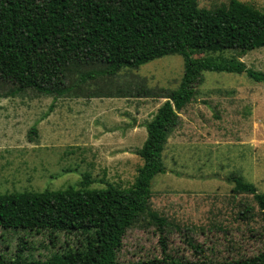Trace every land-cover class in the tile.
<instances>
[{
  "label": "rangeland",
  "instance_id": "374dc122",
  "mask_svg": "<svg viewBox=\"0 0 264 264\" xmlns=\"http://www.w3.org/2000/svg\"><path fill=\"white\" fill-rule=\"evenodd\" d=\"M240 1L257 9L264 5V0ZM227 3L198 0L204 8ZM222 54L238 55L234 50ZM239 59L264 71V47ZM182 72V57L166 55L123 70L112 95L101 97L17 92L16 85L0 78V193L78 186L84 174L90 188L106 182L129 187L142 163L136 150L146 137L145 124L165 100L129 90L165 92L179 84ZM203 74L167 139L166 172L152 180L150 206L167 220V254L209 260L251 256L264 248V223L259 215L247 221L239 217L241 201L258 209L250 194L232 191L227 177L239 175L264 190V83L244 73ZM125 92L128 96H121ZM33 126L36 134L29 135ZM161 236L155 223L140 218L126 230L118 260L161 257ZM76 244L73 233L0 227V256L5 258L21 248L28 259H45Z\"/></svg>",
  "mask_w": 264,
  "mask_h": 264
},
{
  "label": "trees",
  "instance_id": "16d2710c",
  "mask_svg": "<svg viewBox=\"0 0 264 264\" xmlns=\"http://www.w3.org/2000/svg\"><path fill=\"white\" fill-rule=\"evenodd\" d=\"M260 47L264 5L257 9L240 0L214 8L199 7L198 0H0V78L16 85L17 92L33 89L53 98L111 96L123 70L171 54L183 59L175 88L153 93L130 86L135 89L129 90L131 95L165 100L145 124L146 137L136 150L142 163L129 187L106 182L90 188L91 179L84 174L78 186L0 193L1 228L73 233L77 238L76 246L45 259H28L20 248L13 257L0 256V264H264V248L221 260L165 253L167 220L150 206L152 180L166 172L165 144L179 123L178 113L196 95L203 72L244 73L264 83V71L239 59ZM226 50L238 55L227 57L222 54ZM28 133L36 134V128ZM227 180L234 193L250 194L258 209L256 213L241 201L239 217L247 221L259 215L264 223V190L239 175ZM144 217L161 233L163 255L119 261L126 230Z\"/></svg>",
  "mask_w": 264,
  "mask_h": 264
}]
</instances>
